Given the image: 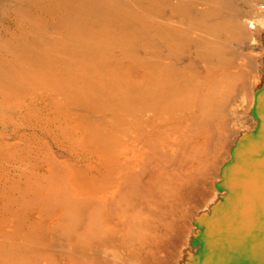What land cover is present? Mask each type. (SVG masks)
<instances>
[{
    "label": "bare ground",
    "instance_id": "obj_1",
    "mask_svg": "<svg viewBox=\"0 0 264 264\" xmlns=\"http://www.w3.org/2000/svg\"><path fill=\"white\" fill-rule=\"evenodd\" d=\"M263 90L264 0H0V264H201Z\"/></svg>",
    "mask_w": 264,
    "mask_h": 264
},
{
    "label": "water",
    "instance_id": "obj_2",
    "mask_svg": "<svg viewBox=\"0 0 264 264\" xmlns=\"http://www.w3.org/2000/svg\"><path fill=\"white\" fill-rule=\"evenodd\" d=\"M259 106L264 121V90ZM240 146L231 175L233 193L225 211L208 225V258L201 264H264V127ZM230 211L236 212L234 218Z\"/></svg>",
    "mask_w": 264,
    "mask_h": 264
}]
</instances>
